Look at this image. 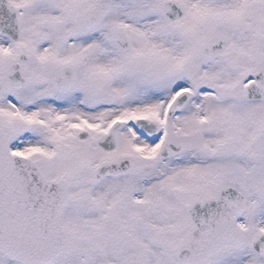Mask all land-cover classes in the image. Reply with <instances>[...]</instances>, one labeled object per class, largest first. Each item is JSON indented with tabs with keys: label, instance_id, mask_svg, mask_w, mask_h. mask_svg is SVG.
Wrapping results in <instances>:
<instances>
[{
	"label": "snow or ice",
	"instance_id": "snow-or-ice-1",
	"mask_svg": "<svg viewBox=\"0 0 264 264\" xmlns=\"http://www.w3.org/2000/svg\"><path fill=\"white\" fill-rule=\"evenodd\" d=\"M0 264H264V0H0Z\"/></svg>",
	"mask_w": 264,
	"mask_h": 264
}]
</instances>
